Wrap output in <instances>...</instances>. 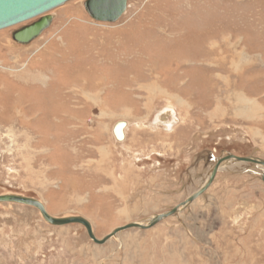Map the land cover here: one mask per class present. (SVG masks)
<instances>
[{
    "label": "rangeland",
    "instance_id": "1",
    "mask_svg": "<svg viewBox=\"0 0 264 264\" xmlns=\"http://www.w3.org/2000/svg\"><path fill=\"white\" fill-rule=\"evenodd\" d=\"M86 1L29 45L12 33L37 19L0 31V196L102 239L185 202L221 157L264 160V0H134L115 23ZM261 175L227 163L178 215L104 245L1 204L0 264H264Z\"/></svg>",
    "mask_w": 264,
    "mask_h": 264
},
{
    "label": "water",
    "instance_id": "2",
    "mask_svg": "<svg viewBox=\"0 0 264 264\" xmlns=\"http://www.w3.org/2000/svg\"><path fill=\"white\" fill-rule=\"evenodd\" d=\"M70 1L72 0H0V31L37 19L31 24L25 25L12 33V38L16 43L20 45H29L52 26L55 17L49 13L57 8L62 7ZM131 1L134 0H87L84 7L88 15L95 21L115 23L125 15L128 9V4ZM167 116V114H163L161 119L164 120L167 118ZM125 127L126 123L123 121L118 122L115 125L113 133L117 140L123 141L125 139ZM234 162L252 164L255 167L261 169V177L262 181L264 182L263 159L255 156L242 157L234 154H228L227 156L221 157L216 161L208 179L203 183L200 189L188 197L185 202L166 213L152 216L145 222H133L126 226L117 228L102 239L97 238L92 223L85 217L52 216L47 211L45 204L38 199L17 194H5L0 196V205L10 203L33 207L40 212L42 218L47 224L55 227L79 224L86 229L90 239L95 244L104 245L111 239L117 237L121 232L129 229L148 230L155 227L162 221L178 215L210 188L216 178L217 173L224 164Z\"/></svg>",
    "mask_w": 264,
    "mask_h": 264
},
{
    "label": "bare ground",
    "instance_id": "3",
    "mask_svg": "<svg viewBox=\"0 0 264 264\" xmlns=\"http://www.w3.org/2000/svg\"><path fill=\"white\" fill-rule=\"evenodd\" d=\"M64 6V5H63ZM54 11V10H53ZM52 12V11H51ZM159 90V89H158ZM240 100V102H242V103H246V100H243V99H238V101ZM248 103V102H247ZM246 103V104H247ZM248 105V104H247ZM163 114H167L168 116L170 115L172 118H166V119H161L160 118V116L157 118V123H162V124H164V123H166V122H169V120L171 121V123L173 124V122H175V121H178V120H176V116L174 115L175 114V111L173 110V109H167V110H165L164 112H163ZM115 126V125H114ZM113 126V127H114ZM124 134H125V130H124ZM126 135V134H125ZM1 157H2V155H1ZM225 165H227V163L226 164H224L223 166H225ZM222 166V167H223Z\"/></svg>",
    "mask_w": 264,
    "mask_h": 264
},
{
    "label": "flooded vegetation",
    "instance_id": "4",
    "mask_svg": "<svg viewBox=\"0 0 264 264\" xmlns=\"http://www.w3.org/2000/svg\"><path fill=\"white\" fill-rule=\"evenodd\" d=\"M31 24V23H30ZM29 25V24H28ZM25 26V25H24ZM23 27V26H22ZM21 28V27H20ZM0 156H1V152H0Z\"/></svg>",
    "mask_w": 264,
    "mask_h": 264
},
{
    "label": "crops",
    "instance_id": "5",
    "mask_svg": "<svg viewBox=\"0 0 264 264\" xmlns=\"http://www.w3.org/2000/svg\"><path fill=\"white\" fill-rule=\"evenodd\" d=\"M179 121V120H178ZM233 154V153H232ZM234 155H237V154H234ZM238 156V155H237ZM246 164V163H245Z\"/></svg>",
    "mask_w": 264,
    "mask_h": 264
}]
</instances>
